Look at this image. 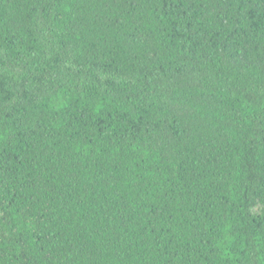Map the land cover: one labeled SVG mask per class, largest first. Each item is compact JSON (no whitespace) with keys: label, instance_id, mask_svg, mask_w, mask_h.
<instances>
[{"label":"trees","instance_id":"1","mask_svg":"<svg viewBox=\"0 0 264 264\" xmlns=\"http://www.w3.org/2000/svg\"><path fill=\"white\" fill-rule=\"evenodd\" d=\"M0 264H264V0H0Z\"/></svg>","mask_w":264,"mask_h":264}]
</instances>
